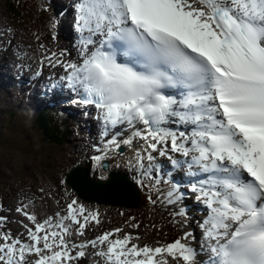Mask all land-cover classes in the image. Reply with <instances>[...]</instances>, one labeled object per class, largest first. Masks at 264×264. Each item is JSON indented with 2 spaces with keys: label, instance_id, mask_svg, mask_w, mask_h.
<instances>
[{
  "label": "snow or ice",
  "instance_id": "obj_1",
  "mask_svg": "<svg viewBox=\"0 0 264 264\" xmlns=\"http://www.w3.org/2000/svg\"><path fill=\"white\" fill-rule=\"evenodd\" d=\"M73 7L75 57L39 43L34 78L45 62L61 68L50 88H66L84 116L95 109L91 178L78 182L107 188L120 179L113 169L123 168L182 228L192 219L185 200L194 199L203 206L200 251L191 231L141 244L126 231L140 229L134 216L86 239L89 228L102 227L101 213L62 179L63 207L54 214L40 217L32 199L18 202L24 233L5 230L8 217L0 215V264H81L90 255L100 258L92 264H264V0H74ZM59 23L49 21L52 40Z\"/></svg>",
  "mask_w": 264,
  "mask_h": 264
},
{
  "label": "rangeland",
  "instance_id": "obj_2",
  "mask_svg": "<svg viewBox=\"0 0 264 264\" xmlns=\"http://www.w3.org/2000/svg\"><path fill=\"white\" fill-rule=\"evenodd\" d=\"M21 1L20 5L22 8L30 9V7H33L37 12L39 1ZM4 3V0H0V23H8L9 29L11 30L8 42H6V45L4 46H7V44L13 46L14 42L17 41L15 36L16 34H19L22 40H24L23 44L25 47L23 46V50L26 52L27 56L32 58L29 66L34 70L36 68L37 54L41 53L38 44L42 42L41 40L35 41L33 37H31V33L33 36H35L34 33H38L40 34V37H44L41 36L42 32H45L47 35L50 34L48 32V26H45L44 23L36 22V19L33 17L30 18L29 15L31 13L29 11L26 13L29 18L28 20L27 18L25 20L21 18L19 21H16L10 14H8ZM45 38L48 39H46L48 42L51 41L49 36H45ZM17 99V96L14 95L4 101L0 98V107H4L3 109H0V111H9L8 103L10 101L18 103L19 101ZM21 111L25 112L24 108H22ZM0 120L3 123L8 122V127H13L12 129H0V204L8 205L7 207L3 206L4 210L1 212L6 215L10 212L11 216L8 221L9 225L15 227L17 230L20 229L22 232L25 230L19 221L23 220L24 223H28V221L19 213L15 212V207L12 204L16 201L18 204L21 200L27 203L28 199H32L35 202L34 210L40 215V217H44L46 214L51 215L59 211L63 207L61 196L64 193V185H60L59 182L64 179L63 174L67 171L66 168L74 166V161L70 157L68 158L66 150L69 149L72 156L83 158L86 155L85 152L87 148L85 146L83 151L80 152L79 142L76 140L77 136H74V138L71 139V135L70 142L62 149L54 150L50 146L46 149L43 144L38 145L39 141L38 139H35V134L29 135L28 131H31L30 128L33 121L32 117L29 118L28 116L19 115L18 117L10 118V121H7L3 116ZM9 140H11L13 148L6 147ZM32 151L35 152L31 153ZM58 186L59 191H57ZM41 188L44 189L43 193L40 191ZM67 191L73 192L69 187H67ZM48 193H51V195H47ZM48 198H51L52 201L53 199L56 201L59 200V205L57 203L54 205L49 204V209L50 207L53 208L52 212L49 213L37 211V207L41 208L39 202L42 203L43 201H47ZM110 203L117 202L113 201L112 197H105L98 200L96 203H86L93 209L98 208L102 219V227L95 230L89 228L87 236L85 237L86 239L94 238L95 235L101 231L125 226L121 215L125 207L120 205V203L119 205H110ZM168 208L169 207L166 208L164 205H161L160 209H151L149 212L151 215H149L152 217V221L161 220L162 225L169 228V232L172 230L181 231L182 233L186 231L188 226L182 228L179 225H174L171 222V219L168 220ZM8 209H11V211H8ZM192 222L193 224H196V220L193 218L191 219V223ZM151 228H153V226H151ZM5 230H8L7 226ZM126 231L131 232L134 235H140L141 244L158 246L172 241H168L167 238L161 236L162 233L160 229L140 228L137 230L126 228ZM17 234H20V232H17ZM81 262H83V260Z\"/></svg>",
  "mask_w": 264,
  "mask_h": 264
},
{
  "label": "bare ground",
  "instance_id": "obj_3",
  "mask_svg": "<svg viewBox=\"0 0 264 264\" xmlns=\"http://www.w3.org/2000/svg\"><path fill=\"white\" fill-rule=\"evenodd\" d=\"M51 1H52V9L54 11V13L52 12V16L53 17L55 16V19H58L60 21L57 28L55 29V31L57 33V39L56 40L51 39V41L48 42L47 41L48 39L45 38V36H49L51 38V34L47 35L45 32H42L41 36H44V37H40V40L51 51L59 52L60 50H68V52L71 53V56H68L66 58L71 59V58H73L72 52L75 49L74 44H75V37H76V34L74 33L73 27H72L73 14H74V7H73L74 0H51ZM9 30L10 29H9L8 23H4V22L0 23V40H1L0 43L3 45H6V42H8V38L11 35V31H9ZM52 31L53 30L51 29V33H52ZM31 37H33V39L35 41H37L35 39V36H33L32 34H31ZM15 38H17V41L14 42V45L10 46L7 44V46L10 47L13 51H15L16 54L20 57V60L22 61V64H19L16 61H14L13 64L15 65L16 69L22 70V73L19 77L20 78V88L23 89L25 86H27V88L24 90L30 91V92H28V91L25 92V94H28V96H30L28 98V104L32 105L34 107H38V106H41L43 104H48V105L60 104L63 101V94H62L63 88L58 87V90L56 91L55 94H50L48 96L43 95L39 91V88L41 85H47L46 75L50 77V76L54 75L55 72L58 74H62V69L59 67H57L56 69L50 68L47 66V62H45L43 76L38 78V79H35L34 73L39 69V65H40L39 61L41 59V53L37 54L36 68L34 70H32L29 66L32 58L27 56L26 52L23 50V46L25 47V45L23 44L24 40H22V38L20 37L19 34H16ZM6 49L7 48H5L2 52H0V79L2 81H4L6 84H8V83L13 82V81H11V79H10V76H11L10 75V67L8 66L7 58L3 55L6 52ZM13 58L15 59L16 57L13 56ZM27 70L34 71L31 74V77L29 80L27 79V73H25V71H27ZM59 107L62 108L61 106H59ZM71 117L78 119L79 115L74 114ZM80 121H81V130H80L79 135H76L77 136L76 140L79 142L80 152H82L85 146H86V148L89 147L88 142L92 140V137L95 134H97V131H96L95 125L92 122H88L86 120H80ZM69 142H70V140H69ZM125 152L127 153V156L131 155V153H128L127 150ZM126 158L127 157H124V159H126ZM162 164H164V163H162ZM163 166L165 167V164ZM121 170H124V169L121 168ZM180 175H182V174H178L176 176V179H180ZM111 197L112 196H109V198H111ZM88 198L92 199L93 196L90 195ZM86 202H89V201H86ZM56 203H57V201L55 199H53V201H52L51 198H48L47 201H43L42 203L39 202L41 208L37 207L36 210L40 211V212L44 211L46 213L52 212L53 208L50 207V209H49L48 206H49V204L54 205ZM12 205L14 207H16L17 201L15 203H13ZM3 206L7 207L8 205L4 204ZM185 207L188 209L189 216L190 217L193 216L192 213L195 212L194 205L192 203H190L189 205H185ZM169 208H171V207H169ZM134 212L136 213V214H134V217H136V222L141 224L140 228H150L151 229V226H150V220H151L150 215L151 214L148 212L140 213L139 210H136ZM0 215L7 216L8 221H9L10 216H11L10 212L8 215L1 212ZM190 224H191V222H190ZM6 226H7L8 230H11V232L13 234H17V232L24 233V231L21 232L20 229L17 230V229H15V227L10 226L9 223H7ZM189 231H191L195 234V240L192 242V246L197 250V252H199L200 251V241H201V235H202L201 232L202 231L198 226H192V228ZM91 251L92 250L89 249V252H91ZM199 257H201V256H198V258ZM99 259L100 258H98V257L90 255L88 257V259L83 260V262H81V264H92L93 261L99 260Z\"/></svg>",
  "mask_w": 264,
  "mask_h": 264
},
{
  "label": "water",
  "instance_id": "obj_4",
  "mask_svg": "<svg viewBox=\"0 0 264 264\" xmlns=\"http://www.w3.org/2000/svg\"><path fill=\"white\" fill-rule=\"evenodd\" d=\"M86 172L82 169L73 170L66 181L74 189L79 197L84 201H94L100 200L108 196H112L113 201L117 203H110V205H122L127 208H137L140 204V192L137 187L130 183L126 178L120 177L119 181L115 184L107 187H93L89 189H84L81 184L78 182L77 177L84 175ZM92 195L93 198L89 199L88 197ZM117 199V200H116Z\"/></svg>",
  "mask_w": 264,
  "mask_h": 264
},
{
  "label": "trees",
  "instance_id": "obj_5",
  "mask_svg": "<svg viewBox=\"0 0 264 264\" xmlns=\"http://www.w3.org/2000/svg\"><path fill=\"white\" fill-rule=\"evenodd\" d=\"M8 12L15 18L19 19L25 16V12L23 8L15 3L12 0H7L5 3ZM41 19H44L45 21L49 19V17H43L41 16ZM60 123L57 121L55 115H51L50 113H46L45 115H41L38 118V121H36V129L42 136L43 140L47 142V144L55 146L58 145L59 136L61 134V130L59 131ZM153 197H156V193H153ZM159 203V202H158ZM157 203V204H158ZM156 204V205H157ZM142 207L144 208V212L148 211L152 205L148 203L147 196L144 193L142 198ZM136 213H131L128 210L125 212L124 216V222L128 219V217L134 216ZM151 219V218H150ZM159 224V223H157ZM155 224L158 227V225ZM159 228V227H158Z\"/></svg>",
  "mask_w": 264,
  "mask_h": 264
}]
</instances>
